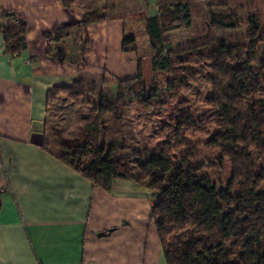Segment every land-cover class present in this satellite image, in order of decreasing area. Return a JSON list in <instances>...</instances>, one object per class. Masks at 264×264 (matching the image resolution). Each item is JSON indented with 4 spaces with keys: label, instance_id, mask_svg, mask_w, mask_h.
I'll return each mask as SVG.
<instances>
[{
    "label": "crops",
    "instance_id": "obj_1",
    "mask_svg": "<svg viewBox=\"0 0 264 264\" xmlns=\"http://www.w3.org/2000/svg\"><path fill=\"white\" fill-rule=\"evenodd\" d=\"M235 1L228 12L240 19L245 0ZM177 3L190 5V27L220 8L210 0H0V264H167L151 191L127 179L105 191L59 159L57 144L88 141L86 116L49 94L77 79L101 94L135 77L138 59L149 84L146 20ZM88 13L103 19L80 24ZM66 26L69 34L58 37ZM20 27L27 48L11 53L2 28ZM187 29L167 37L184 41ZM127 36L135 40L125 49Z\"/></svg>",
    "mask_w": 264,
    "mask_h": 264
},
{
    "label": "trees",
    "instance_id": "obj_2",
    "mask_svg": "<svg viewBox=\"0 0 264 264\" xmlns=\"http://www.w3.org/2000/svg\"><path fill=\"white\" fill-rule=\"evenodd\" d=\"M102 19L97 13H88L80 24L89 25ZM248 23L250 45L224 42L205 54L212 71L209 76L212 93L205 103L216 116V133L206 145L221 149V158L176 167L171 155H154L134 173L122 160L113 158L119 146L97 145L90 140L59 144V159L90 179L94 187L110 192L115 180L127 179L151 191L155 197L152 219L167 264H264V192H257L264 181V98L259 92L261 84L264 86V53L261 61L257 57L258 47L264 45V33L260 35V22L254 15ZM191 25L188 3L161 6L157 16L146 20V32L154 51L153 82L150 86L144 82L143 63L138 59L136 76L117 83L118 101L132 96L144 106L152 105L161 89L156 72L174 71L172 40L167 35ZM208 25L232 31L239 29L241 22L233 13L211 12ZM69 27L62 28L58 37L68 35ZM2 31L7 51L15 53L27 48L24 28L20 27L15 34L6 28ZM134 40L133 36L125 37L124 48H130ZM234 61L241 62V66L234 67ZM61 92L74 100L83 99L86 88L77 79L69 87L51 91L49 100ZM102 102L100 114L116 111L108 100ZM186 112L181 115L179 130H198L199 126ZM92 126L95 128L96 124ZM42 145L49 149L46 140ZM179 145L185 146L184 140ZM252 151L257 152L261 161L259 172ZM223 158L230 161L233 180L238 182L237 195L218 189L210 177L198 174L200 170L221 168Z\"/></svg>",
    "mask_w": 264,
    "mask_h": 264
},
{
    "label": "rangeland",
    "instance_id": "obj_3",
    "mask_svg": "<svg viewBox=\"0 0 264 264\" xmlns=\"http://www.w3.org/2000/svg\"><path fill=\"white\" fill-rule=\"evenodd\" d=\"M210 1L215 7H220L217 9V13H229L228 8L231 7V3L237 5L235 0ZM245 4V9L239 14L241 22L239 29L228 31L218 27L211 28L208 25L209 20L203 16L200 19L203 26L200 23H195L193 27L188 28L184 33V41L180 33L176 32L179 35L172 37L171 47L174 52L172 56L174 71L169 74H155L157 80L155 81L161 84V89L158 91L157 97L153 99L152 105L144 106L132 96L118 101L117 86L112 87V85H109V88L107 86V90H105L108 94H104L105 92L93 94V91L89 93L86 91L83 99L74 100L61 92L56 95L55 100L62 96L65 104H71L70 107L83 106L84 109L79 108L80 116L85 115L86 117H82L81 121L86 122V127L96 124L95 128L87 127L88 141H94L97 145L119 146L113 158L122 160L134 173L138 171L140 164L154 155H171L176 167L180 165L195 166L201 160L221 158V149L209 148L206 145L207 141L216 133V116L211 107L205 103L212 93V83L209 79L212 71L210 60L205 54L224 42L250 45L252 39L249 37L248 19L251 15L257 17L260 22V35L264 33V0H245ZM200 42L203 44L198 45L197 43ZM194 45L198 46L192 47ZM258 48L257 57L258 61H261L264 45L261 44ZM232 65L238 68L241 66V62L234 61ZM148 81L150 82L147 85L150 86L153 82L151 76ZM167 83L173 84V86H166ZM259 92L260 96L264 98L263 84H261ZM103 99L113 104L116 111L100 114ZM65 109L57 110L61 117L62 111ZM185 110L199 126L198 130L194 132L186 128L179 130L181 115ZM79 135L78 130H72V136L80 137ZM61 140L59 138V141ZM181 140H184L185 146L179 145ZM50 145L52 146L51 143ZM56 147L57 153H60L59 144ZM53 149H55V145ZM251 154L256 164V171L259 172L261 161L258 154L255 151H252ZM198 174L201 177H210L218 189L230 190L229 192L233 195L239 194L238 182L233 180L231 164L226 158H223L221 168L213 167L208 170H200ZM257 192H264V181Z\"/></svg>",
    "mask_w": 264,
    "mask_h": 264
},
{
    "label": "water",
    "instance_id": "obj_4",
    "mask_svg": "<svg viewBox=\"0 0 264 264\" xmlns=\"http://www.w3.org/2000/svg\"><path fill=\"white\" fill-rule=\"evenodd\" d=\"M37 137H39L38 141H36L38 144H42L43 143V138L41 134L36 135Z\"/></svg>",
    "mask_w": 264,
    "mask_h": 264
}]
</instances>
